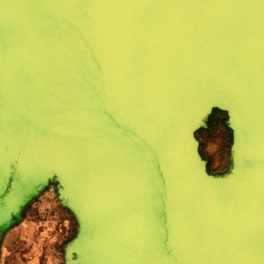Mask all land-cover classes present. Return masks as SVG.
I'll return each mask as SVG.
<instances>
[{
  "label": "water",
  "instance_id": "1",
  "mask_svg": "<svg viewBox=\"0 0 264 264\" xmlns=\"http://www.w3.org/2000/svg\"><path fill=\"white\" fill-rule=\"evenodd\" d=\"M50 181L66 264H264V0H0V235Z\"/></svg>",
  "mask_w": 264,
  "mask_h": 264
},
{
  "label": "rangeland",
  "instance_id": "2",
  "mask_svg": "<svg viewBox=\"0 0 264 264\" xmlns=\"http://www.w3.org/2000/svg\"><path fill=\"white\" fill-rule=\"evenodd\" d=\"M219 119L226 121V114L219 111L210 125L196 132L212 173L230 165L231 132ZM76 231L73 213L60 202L57 184L50 181L2 231L0 264H66L65 245Z\"/></svg>",
  "mask_w": 264,
  "mask_h": 264
},
{
  "label": "trees",
  "instance_id": "3",
  "mask_svg": "<svg viewBox=\"0 0 264 264\" xmlns=\"http://www.w3.org/2000/svg\"><path fill=\"white\" fill-rule=\"evenodd\" d=\"M220 110H214L213 111V113H212V115L210 116V119H209V121H208V125H210L211 123H212V120L214 119V117L216 116V114L219 112ZM221 112V111H220ZM218 119L217 118H215V121H217ZM219 121H221V123H224L225 122V119H223V120H220L219 119ZM229 129V128H228Z\"/></svg>",
  "mask_w": 264,
  "mask_h": 264
}]
</instances>
